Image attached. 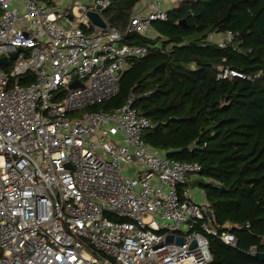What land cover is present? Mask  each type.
<instances>
[{
  "label": "built area",
  "instance_id": "built-area-1",
  "mask_svg": "<svg viewBox=\"0 0 264 264\" xmlns=\"http://www.w3.org/2000/svg\"><path fill=\"white\" fill-rule=\"evenodd\" d=\"M115 1L0 0V59L10 60L0 66V264H210L208 235L239 247L233 225L217 227L191 190L203 166L143 139L154 125L134 107L139 95L88 110L148 55L126 34L167 19L164 0H140L125 30L91 21ZM235 36L209 39L225 47ZM27 73L33 81L20 84ZM236 75L225 67L219 77Z\"/></svg>",
  "mask_w": 264,
  "mask_h": 264
},
{
  "label": "trees",
  "instance_id": "trees-1",
  "mask_svg": "<svg viewBox=\"0 0 264 264\" xmlns=\"http://www.w3.org/2000/svg\"><path fill=\"white\" fill-rule=\"evenodd\" d=\"M139 1L116 0L103 18L125 30ZM152 29L126 34L150 51L123 73L118 94L88 110L109 112L139 95L134 107L154 125L145 142L203 166L190 185L204 191L214 224L233 225L240 238L234 248L208 235L210 264H264L247 253L264 252V0H180ZM225 31L236 34L227 46L209 39ZM225 67L240 75L220 78ZM19 80L28 85L33 75Z\"/></svg>",
  "mask_w": 264,
  "mask_h": 264
},
{
  "label": "water",
  "instance_id": "water-1",
  "mask_svg": "<svg viewBox=\"0 0 264 264\" xmlns=\"http://www.w3.org/2000/svg\"><path fill=\"white\" fill-rule=\"evenodd\" d=\"M88 15H89L91 21L93 23H95L96 25H98V26H100L102 28H106L107 27V22L105 21V19L102 17V15L99 12H97V11H90L88 13ZM17 54H18V52L12 53L10 55V58L15 59L17 57ZM9 64H10V60L7 57H3V58L0 59V66H2V65H9ZM16 82L19 83V80H17ZM81 84L82 83L77 80V81H74L72 83V86L81 85ZM208 214L210 215L211 218H213V216L211 214V211L208 210ZM167 240L168 241H171L172 240V236H168ZM183 241H184V239L182 237H180L178 239V242L179 243H183ZM195 244H196L195 241H193L192 242V246H194ZM256 257L259 258V259H261V260H263L264 259V252L258 253L256 255Z\"/></svg>",
  "mask_w": 264,
  "mask_h": 264
},
{
  "label": "rangeland",
  "instance_id": "rangeland-1",
  "mask_svg": "<svg viewBox=\"0 0 264 264\" xmlns=\"http://www.w3.org/2000/svg\"><path fill=\"white\" fill-rule=\"evenodd\" d=\"M75 16H76V20H77V22H80L81 19L78 18V17H79L78 10H75ZM62 22H63L64 26L67 27V28H69V27L71 26V25H70L68 22H66L65 20H63ZM152 30H153V29H152ZM152 30H150V32H149L150 35H153ZM190 186H191V190L193 191V193H194V195H195V197H196V200H197L198 202H203V201L206 200V197H205V193H204V191H203V190H202L197 184L193 183V184L190 185Z\"/></svg>",
  "mask_w": 264,
  "mask_h": 264
},
{
  "label": "crops",
  "instance_id": "crops-1",
  "mask_svg": "<svg viewBox=\"0 0 264 264\" xmlns=\"http://www.w3.org/2000/svg\"><path fill=\"white\" fill-rule=\"evenodd\" d=\"M179 1H180V0H164L165 8H166L167 10H170V9L176 7V6L178 5ZM152 32H153V30H152ZM153 33H155V32H153ZM155 34H156V33H155ZM197 178H198V177L195 176V177H193L191 180H194V179H197ZM205 202H206V200L203 201V203H205Z\"/></svg>",
  "mask_w": 264,
  "mask_h": 264
}]
</instances>
